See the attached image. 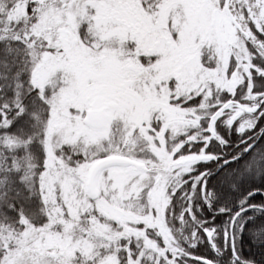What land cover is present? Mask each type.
Returning a JSON list of instances; mask_svg holds the SVG:
<instances>
[{"label": "snow or ice", "instance_id": "1", "mask_svg": "<svg viewBox=\"0 0 264 264\" xmlns=\"http://www.w3.org/2000/svg\"><path fill=\"white\" fill-rule=\"evenodd\" d=\"M0 264H264V0H0Z\"/></svg>", "mask_w": 264, "mask_h": 264}]
</instances>
